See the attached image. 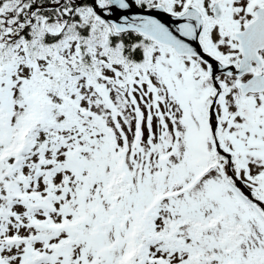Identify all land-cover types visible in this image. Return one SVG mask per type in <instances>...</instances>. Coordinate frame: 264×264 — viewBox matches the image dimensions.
Returning <instances> with one entry per match:
<instances>
[{
	"label": "snow or ice",
	"instance_id": "1",
	"mask_svg": "<svg viewBox=\"0 0 264 264\" xmlns=\"http://www.w3.org/2000/svg\"><path fill=\"white\" fill-rule=\"evenodd\" d=\"M0 264H264V0H0Z\"/></svg>",
	"mask_w": 264,
	"mask_h": 264
}]
</instances>
